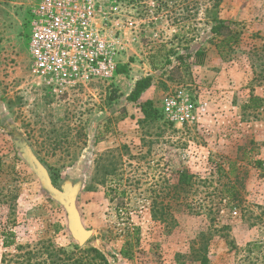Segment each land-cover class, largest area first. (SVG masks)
I'll use <instances>...</instances> for the list:
<instances>
[{"label":"rangeland","instance_id":"374dc122","mask_svg":"<svg viewBox=\"0 0 264 264\" xmlns=\"http://www.w3.org/2000/svg\"><path fill=\"white\" fill-rule=\"evenodd\" d=\"M37 1L0 0V264H264V0H118L127 73L61 96L30 71ZM179 86L198 123L140 110ZM25 152L75 188L82 245Z\"/></svg>","mask_w":264,"mask_h":264},{"label":"built area","instance_id":"2783aa9c","mask_svg":"<svg viewBox=\"0 0 264 264\" xmlns=\"http://www.w3.org/2000/svg\"><path fill=\"white\" fill-rule=\"evenodd\" d=\"M118 0H38L31 8L28 41L30 71L51 93L61 96L72 90L111 79L116 57L123 52L112 10ZM118 15V14H117ZM121 23V22H120ZM132 21L126 25L132 26ZM207 103L184 86L166 94L161 117L173 126L198 123Z\"/></svg>","mask_w":264,"mask_h":264},{"label":"water","instance_id":"95a60500","mask_svg":"<svg viewBox=\"0 0 264 264\" xmlns=\"http://www.w3.org/2000/svg\"><path fill=\"white\" fill-rule=\"evenodd\" d=\"M26 153L27 160L30 166L34 169L40 180L43 182L44 187L47 191L59 201L65 208L68 216V225L73 237L78 241L79 244H83L91 235L92 231L83 229L79 222L78 213L74 205V190L65 186L63 188L56 187L47 173L44 166L39 163L29 153Z\"/></svg>","mask_w":264,"mask_h":264},{"label":"trees","instance_id":"16d2710c","mask_svg":"<svg viewBox=\"0 0 264 264\" xmlns=\"http://www.w3.org/2000/svg\"><path fill=\"white\" fill-rule=\"evenodd\" d=\"M231 21L227 20H215L214 23L210 27V32L215 35H229L232 31L230 27ZM196 57V61L198 64L203 63L204 52L196 51L194 53ZM127 71V68L124 65L117 66L116 74H121ZM152 85V76L146 75L138 78L126 96L127 101L129 102H137L142 94ZM152 100L146 99L139 104L140 110L149 116L158 115L161 117L159 113V107H154ZM203 264H206V259H204Z\"/></svg>","mask_w":264,"mask_h":264},{"label":"crops","instance_id":"0c3cea01","mask_svg":"<svg viewBox=\"0 0 264 264\" xmlns=\"http://www.w3.org/2000/svg\"><path fill=\"white\" fill-rule=\"evenodd\" d=\"M1 25H2V17H1V15H0V28H1ZM127 59H126V57H125V55L123 54V52H121L119 55H117V57H116V61H117V66H120V65H124L126 68H127V71H128V64H127V61H126ZM127 71L126 72H124V73H121V74H125V73H127ZM140 78V77H139ZM137 80V79H136ZM135 82V81H134ZM147 91V90H146ZM145 91V92H146ZM145 92L142 94V97H140L141 99L142 98H144L143 96H145ZM143 100V99H142ZM145 100V99H144Z\"/></svg>","mask_w":264,"mask_h":264}]
</instances>
